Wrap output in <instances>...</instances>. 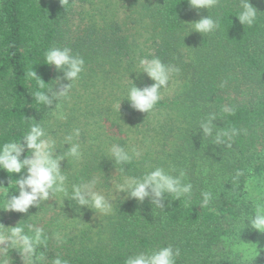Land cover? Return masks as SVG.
Here are the masks:
<instances>
[{
	"label": "trees",
	"instance_id": "1",
	"mask_svg": "<svg viewBox=\"0 0 264 264\" xmlns=\"http://www.w3.org/2000/svg\"><path fill=\"white\" fill-rule=\"evenodd\" d=\"M249 2L258 11L251 27L235 17L241 0H219L208 10L191 9L187 0H0V143L19 140L33 119L63 154L65 137L78 128L72 142L82 155L60 165L66 186L71 191L73 184L95 179L94 191L112 205L91 222L94 212L62 194L26 214L0 211L5 227L44 230L46 241L33 264H52L57 257L67 264H124L130 255L168 245L180 249L176 264H264V234L247 221L243 227V218L264 204V0ZM207 14L219 18L220 27L192 32L189 23ZM53 46L70 47L85 61L68 97L59 101L63 120L48 113L58 101L51 108L36 103L38 86L27 76L33 68L47 87L57 78L69 83L43 64ZM152 56L180 71L146 114L132 109L127 95L129 80L140 88L152 83L138 74L139 60ZM210 114L216 128L205 136L199 128ZM232 128L237 135L230 146L214 143L215 132ZM114 144L139 153L124 167L127 176L156 167L174 176L183 171L191 196H166L161 209L150 199L118 194L115 185L123 177L112 162ZM18 178L0 170V184H9L7 193L0 191V210L8 193L18 195L12 192ZM205 191L212 200L201 207ZM11 260L23 264L18 253Z\"/></svg>",
	"mask_w": 264,
	"mask_h": 264
},
{
	"label": "clouds",
	"instance_id": "2",
	"mask_svg": "<svg viewBox=\"0 0 264 264\" xmlns=\"http://www.w3.org/2000/svg\"><path fill=\"white\" fill-rule=\"evenodd\" d=\"M187 2L191 9L208 10L216 7L219 0H187ZM240 8L241 11L235 16L238 22L243 26H253L257 20L258 11L256 8L251 5L249 0H241ZM189 24L193 27L192 32L199 34H209L220 27L219 18L214 19L208 14ZM43 64L53 66L63 74V80L69 83H61L60 78H57L54 80V84L59 85V90L54 91V84L47 87L49 83H45L32 68L27 72V76L35 79L38 86V90L33 94L34 99L37 104L45 108H51L53 101H58L54 109L48 113L55 116L56 119L63 120L65 116L60 111L59 101L61 98L68 97L73 82L77 81L84 71L85 61L82 57L75 55L70 47L53 46L44 52ZM138 67V74H145L152 83L140 88L128 79L131 86L128 90L127 101L132 109L147 114L161 100V89L168 87L170 79L174 74H178L180 69L164 63L156 56H152L151 59L141 58ZM119 106L120 104L118 108ZM223 111L228 114L234 113V109L228 107H225ZM214 120H216L215 116L210 114L206 120L201 122L199 130L203 135H213L216 128L213 124ZM31 121L28 131L19 140L0 143V170L7 173L9 179L13 174L19 176L18 179H13L14 184L12 185L15 189L12 192H18V195L7 198L8 193L3 210L0 211L26 214L30 207L38 208L51 196L62 194L65 199L76 202L81 208L95 210L101 214L109 213L112 205L103 195L94 191L97 183L95 179L87 183L73 184L71 191L66 186L67 175L60 165L62 161L66 160V157L80 159L82 155L80 145L72 142L74 137L80 135V130L74 129L71 135L65 137L64 145H68V147L63 151V154H57L56 142L48 136L41 122H36L33 119ZM235 135H237L235 128L230 131H217L214 143L230 146L227 141H230ZM110 152L112 162L121 166L119 169L115 168L116 172L123 177V182L115 185L118 194L124 193L127 197L139 202H143L146 198L150 199L152 205L161 209L165 207L166 196H172L176 200L191 196L193 186L191 183L184 182L185 173L183 171L178 176H174L163 168L156 167L141 177L127 176L124 167L131 163L133 155H139V153L133 150V154H130L118 144L112 145ZM22 156L23 159H21ZM236 175L239 177L242 173L238 171ZM8 188L9 184L7 187L0 184V191L7 193ZM201 196V207H207L212 200V193L205 191L201 193ZM245 221L248 222V226L252 230L264 234V204L256 205L254 214L243 218V227ZM45 241L44 230L40 227L27 225V231H25V225L20 223L13 227H5L0 224V257H3L0 259V264H9V261H12L8 257L10 249L16 250L23 264H33L37 247ZM179 256L180 249L168 245L130 255L125 258L124 264H176V259ZM52 264H67V261L57 257Z\"/></svg>",
	"mask_w": 264,
	"mask_h": 264
},
{
	"label": "rangeland",
	"instance_id": "3",
	"mask_svg": "<svg viewBox=\"0 0 264 264\" xmlns=\"http://www.w3.org/2000/svg\"><path fill=\"white\" fill-rule=\"evenodd\" d=\"M85 8H88L89 6H84ZM105 199L106 200H108L109 201V199L107 198V197H105ZM91 212H94L93 214H91V217L89 218V221L91 222V221H93V220H95V219H100V218H102L104 215H107V214H101V213H98V212H96V211H92L91 210ZM84 219H85V216L80 220V221H84ZM17 254V252H16V250H13V249H10L9 250V252H8V257L10 258V259H12V257H13V255H16ZM0 259H3V257H0Z\"/></svg>",
	"mask_w": 264,
	"mask_h": 264
}]
</instances>
